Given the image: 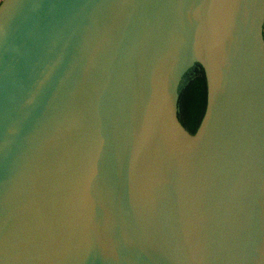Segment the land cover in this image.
Returning a JSON list of instances; mask_svg holds the SVG:
<instances>
[{"label": "water", "instance_id": "95a60500", "mask_svg": "<svg viewBox=\"0 0 264 264\" xmlns=\"http://www.w3.org/2000/svg\"><path fill=\"white\" fill-rule=\"evenodd\" d=\"M0 264H264V0H2Z\"/></svg>", "mask_w": 264, "mask_h": 264}, {"label": "trees", "instance_id": "16d2710c", "mask_svg": "<svg viewBox=\"0 0 264 264\" xmlns=\"http://www.w3.org/2000/svg\"><path fill=\"white\" fill-rule=\"evenodd\" d=\"M2 1V0H1ZM207 79L203 66L197 64L192 77L180 92L179 118L183 125L195 133L207 107Z\"/></svg>", "mask_w": 264, "mask_h": 264}, {"label": "rangeland", "instance_id": "374dc122", "mask_svg": "<svg viewBox=\"0 0 264 264\" xmlns=\"http://www.w3.org/2000/svg\"><path fill=\"white\" fill-rule=\"evenodd\" d=\"M0 2H1V0H0Z\"/></svg>", "mask_w": 264, "mask_h": 264}]
</instances>
